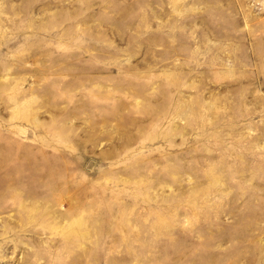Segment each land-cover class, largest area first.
I'll return each instance as SVG.
<instances>
[{
    "label": "rangeland",
    "instance_id": "rangeland-1",
    "mask_svg": "<svg viewBox=\"0 0 264 264\" xmlns=\"http://www.w3.org/2000/svg\"><path fill=\"white\" fill-rule=\"evenodd\" d=\"M0 264H264V0H0Z\"/></svg>",
    "mask_w": 264,
    "mask_h": 264
}]
</instances>
